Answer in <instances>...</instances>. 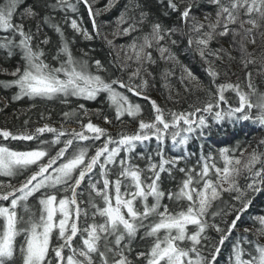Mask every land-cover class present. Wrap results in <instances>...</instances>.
Masks as SVG:
<instances>
[{
    "label": "snow or ice",
    "instance_id": "6c2138e0",
    "mask_svg": "<svg viewBox=\"0 0 264 264\" xmlns=\"http://www.w3.org/2000/svg\"><path fill=\"white\" fill-rule=\"evenodd\" d=\"M210 2L216 9L215 19L213 21V14L208 13L204 16L207 24L192 15L194 9L200 7L198 0H166L163 13L164 16L170 12L177 13L186 27L191 24L189 32L194 35L188 36V45H195V51L208 64L206 71L215 88L205 89L208 100L201 107L193 105L190 106L192 111L168 110L165 113L155 101H151L154 119L140 120L136 132H122L118 138L92 123L91 119L86 124L78 121L80 131L63 127L57 129L48 124L36 128L32 133L18 135L0 130V136L6 140L32 141L44 133L54 134L50 141L41 140L38 147L26 151L0 144V177H23L18 187L11 180L0 181V264H15L17 254L21 264H133L129 256L133 251L132 243L137 238L150 242L146 251L136 253L135 259L143 261V264H216L220 246L230 238L253 200L264 195V151H260L264 147V140L244 160L241 159L243 149L240 150V157H237L234 155L235 149L220 148L218 154L223 167L217 166L212 154L201 155L197 159L199 171L195 166L178 167L181 161L187 159L186 148L168 158L165 145L169 137L173 146L179 148L187 146L195 133L203 136L207 131L210 135L212 124L209 116L216 123L252 121L264 127V93L259 94L256 103L252 102L251 96L257 93L251 82L252 73H246L247 92L239 83H217L219 72L214 63L222 59L221 52L224 50L209 47L217 36H242L241 62L245 69L249 64H256L257 60L247 52L243 38L252 35L251 43L254 44V33L259 32L264 36V0ZM65 3L66 0H58L59 5ZM84 3L88 4V0H84ZM159 3L164 5L165 0H159ZM114 4L115 0H108L104 10L111 9ZM67 6L75 11L74 5ZM133 7L139 8L140 5L133 4ZM19 8L20 0H0V30L9 34L0 38V49L6 50L8 57L19 50L22 60V66L7 73L14 79L0 81L4 87L18 88L13 99L61 97L62 102L67 103L69 97L94 100L103 92L107 94L110 107L114 108L117 121L125 114L137 117L142 114L141 106L131 103L124 91L118 90L115 85L136 96L142 94L147 81L138 85H132V81L139 77L144 61L155 62L151 51H148L154 45L162 59L176 61L171 50L160 44L176 29L156 20L151 23L150 31L134 37L126 48L121 46L125 60H134L138 65L130 74L129 83L106 81L99 74L103 70L99 60L94 61L97 71L93 73L88 61L78 60L66 41L52 57L59 62V66L55 67L46 62L44 50L39 45L34 46V34L25 30L24 19L39 15L36 6L27 7L17 23L15 17ZM88 11L93 16L92 26L95 29L94 16L99 15V10L93 14L91 5H88ZM127 11L128 6L117 18V34L131 35L149 19L147 12L141 11L137 20L134 16L129 17ZM127 20L131 21L128 26L120 29L119 25ZM71 27L86 39H92L87 29H82L75 19L71 20ZM56 31L61 32L59 27H56ZM42 43L48 44L49 41L45 38ZM107 43L112 44V41L108 40ZM175 43L173 40L172 44ZM259 60L260 71H264V56ZM184 71L189 81L199 88L200 82L191 71L187 68ZM229 90L238 97V106L233 107L226 98L225 93ZM223 104L228 107L223 108ZM79 109L85 116L88 115L83 104L79 105ZM75 114L74 109L63 115L68 119ZM104 119L110 123L107 116ZM66 136L70 138L62 139ZM102 137L105 139L101 146L95 148L94 154H90L88 147L78 145L82 141H100ZM153 137L157 147L149 150L145 142ZM61 144L63 146L56 150L55 155L45 147ZM140 145H144L145 150L138 151ZM136 160L144 161L145 166L141 167ZM174 170L183 173L184 178L175 191L165 190L162 187L163 175L167 174L174 180ZM210 173L215 179L211 178ZM113 176L115 179H111ZM242 176L245 180L243 187L239 183ZM224 192L235 193L232 197L235 203L230 208V214L235 219L226 229L209 224L206 219L213 202ZM165 198L178 210H171L168 204L163 203ZM254 219L260 225L258 233L264 235V215ZM209 228L221 234L218 243L209 242L205 235ZM141 230L143 236H139ZM248 231L245 229V233ZM78 235L80 244L77 246L74 241ZM20 236H23L22 242H18ZM243 244L249 247L245 248ZM204 248L209 249L208 255L204 254ZM228 260L229 264H264V244L258 240L249 241L247 235L237 238L231 246Z\"/></svg>",
    "mask_w": 264,
    "mask_h": 264
},
{
    "label": "trees",
    "instance_id": "16d2710c",
    "mask_svg": "<svg viewBox=\"0 0 264 264\" xmlns=\"http://www.w3.org/2000/svg\"><path fill=\"white\" fill-rule=\"evenodd\" d=\"M108 0H88V4L84 3V0H66L64 5H59L58 0H20V8L18 9L15 20L20 22V14L29 6H36V11L39 13L35 18H25V30H30L34 34L33 44L39 45L45 52V60L47 63L52 64L55 67L59 66L57 60H53L52 57L57 54L58 49L62 46V43L66 41L73 55L78 60H87L90 65V71L96 73L95 60L101 61L103 70L99 74L104 77L106 81L122 80L125 83H129L130 74L138 67L134 60H125L124 51L121 46L129 45L133 38L141 36L144 32L150 31L152 22L159 20L166 27L176 29L170 36H166L165 40L160 44L171 50L175 55L176 61H170L168 59H162L158 48L154 45L148 51H151L154 63L150 61H144L140 66V75L132 81V85L141 84L142 81H147L146 87L140 96H136L132 92H128L125 89H120L119 85H115L118 90L124 91L125 95L129 97V101L133 104H139L142 109V114L137 117H130L125 114L119 121L115 118L114 108L110 107L107 100L106 93H100L96 99L88 100L83 97H69L67 103L62 102L61 97H54L52 99L47 98H29L22 97L20 99H13L18 93V88L15 86L4 87L0 84V130H7L18 135L21 133H32L36 128L42 127L48 124L54 128H61L71 130H81V124L78 121L87 123L89 119L91 122L106 129L108 133L112 134L114 138H118L119 133L131 134L138 130V124L140 120L151 121L154 119V110L151 105V101H155L165 113L168 110L175 112L192 111L190 106L201 107L203 102H207L208 96L205 89L215 88L212 84L211 78L207 74L208 64L201 59L198 52L195 51V45L191 47L188 45V36L194 35L189 32L191 24L186 27L179 19L177 13L170 12L168 16H164L165 4L161 5L159 0H115L114 6L105 11V7ZM200 7L194 9L192 15L196 20L201 23L207 24L208 21L204 20V16L208 13H212L211 19L214 21L215 6L211 4L210 0H198ZM71 4L75 6V11L69 8L67 5ZM133 4H139V8H134ZM88 5H91L93 14L99 10V15H95L96 28L92 26L93 16L89 15ZM128 6L127 15L129 17H135L139 20V14L141 11L147 12L149 19L142 25L138 26L136 32L131 35L117 34V18L121 12L125 11ZM182 10V9H181ZM48 19L45 20L44 18ZM75 19L78 25L82 29H87L89 34L92 35V39H86L80 32L75 31L71 27V20ZM130 20H127L124 24L119 25L122 29L128 26ZM56 27H59L61 32L56 31ZM245 27H249L245 25ZM39 28V31H37ZM63 33V36H61ZM98 33V34H97ZM256 43H251L253 39L252 35H248L243 38V43L248 53L252 54V58L257 60L256 64H249L245 69L242 64V53L240 51V43L242 36H235L229 34L227 36H217L209 47L212 50L223 49L221 52L222 59L215 60L214 67L219 72L217 77V83L231 82L239 83L244 91H248L247 88V72L252 73L251 82L253 87L257 89V93L251 96L252 102L256 103L260 93H264V71H260L261 62L259 58L264 56V36H261L259 32L254 33ZM9 35L8 33L0 30V38ZM47 38L49 43L43 44L42 41ZM112 41V44H108L107 41ZM176 41L172 44V41ZM167 55V54H166ZM229 56L232 58L230 59ZM209 59H213L209 57ZM17 66H22V60L19 50H16L11 57H8L6 50L0 49V81H9L14 79L11 73ZM187 68L194 77L200 82V87L197 88L194 82L189 81L187 73L184 69ZM6 70V71H5ZM183 77V80H182ZM229 103L235 107L238 106V97L231 90L225 93ZM83 104L84 108L88 111V115L85 116L79 109V105ZM223 108H227V104L222 105ZM76 110V114L66 119L64 117L65 112H72ZM255 111V110H253ZM208 116V114H205ZM107 116L110 123H106L104 117ZM169 118L170 117H166ZM209 122L212 124L211 134L206 131L203 136L199 133H195L189 140L187 146H181L179 148L174 147L170 137L166 141V156L171 158L184 151L186 148L187 159L181 161L178 167H196L197 159L201 156H207L212 154L215 157L217 166L223 167V161L219 157L218 150L223 147L229 149H235L234 155L240 157V150H244L242 160L246 159L249 153L253 149L257 148L262 140H264V127L252 121H240L233 124L229 121H222L216 123L212 121L211 117H208ZM27 122V123H25ZM70 125L74 127L71 128ZM87 134V133H86ZM52 133H44L39 136L38 139L32 141L24 140H7L0 136V144H6L8 147L14 150L26 151L31 150L39 146L41 140L50 141L53 138ZM70 137H64L67 139ZM105 137H102L100 141H82L78 142L81 147H88L90 154H94L95 148L101 146ZM148 145L149 150H154L157 147V142L153 137L151 141L145 142ZM63 145H45L52 155H55L56 150ZM145 150L144 145L138 146V151ZM260 151H264V147L260 148ZM194 155H187L192 154ZM233 154V153H230ZM141 167L145 166V162L142 160H136ZM173 175L175 179H171L167 174L163 175V185L165 190H176L177 185L184 178V174L174 170ZM212 179L215 176L210 173ZM20 178H5L0 177V181L11 182L15 186H19ZM115 179V177H111ZM241 187L244 186L245 180L243 176L239 181ZM227 185H225L226 187ZM235 193L224 192L222 195L213 202L212 207L208 211L206 219L209 224H217L222 229H226L231 220L235 219V216L230 214V208L235 203L233 196ZM34 203V202H33ZM151 203V198L149 199ZM163 203L168 204L171 210H178L177 206L164 199ZM238 206V205H237ZM83 207V205H81ZM138 208L142 211V207L138 204ZM212 213H218L213 216ZM264 215V195L257 196L250 208L241 216V219L237 222L236 228L233 230L230 238L220 246L221 251L217 256L216 264H229V256L231 254V246L237 238L247 235L249 241L258 240L260 244H264V235L258 233L260 227L258 221L254 219L256 216ZM81 227L83 226V220L80 221ZM191 230V226H189ZM245 229L249 231L245 233ZM143 230L140 231L139 236H143ZM205 235L208 237L210 243H218L220 233L216 232L214 228H209ZM56 234L53 236V244L55 245ZM18 242L23 241V236L17 238ZM75 244H80L79 235L75 238ZM150 242L141 241L137 238L132 243V253L129 259L133 260V264H143V261L136 260V253L140 251H146ZM245 248L249 245L243 244ZM208 248H204L203 252L208 255ZM67 255V251H65ZM15 264H21L19 254Z\"/></svg>",
    "mask_w": 264,
    "mask_h": 264
},
{
    "label": "rangeland",
    "instance_id": "374dc122",
    "mask_svg": "<svg viewBox=\"0 0 264 264\" xmlns=\"http://www.w3.org/2000/svg\"><path fill=\"white\" fill-rule=\"evenodd\" d=\"M71 126V128H73L74 126L73 125H70Z\"/></svg>",
    "mask_w": 264,
    "mask_h": 264
}]
</instances>
